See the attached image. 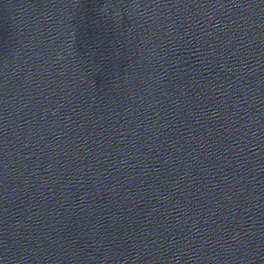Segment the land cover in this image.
<instances>
[{
	"label": "water",
	"instance_id": "95a60500",
	"mask_svg": "<svg viewBox=\"0 0 264 264\" xmlns=\"http://www.w3.org/2000/svg\"><path fill=\"white\" fill-rule=\"evenodd\" d=\"M0 264H264V0H0Z\"/></svg>",
	"mask_w": 264,
	"mask_h": 264
}]
</instances>
